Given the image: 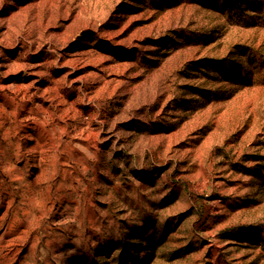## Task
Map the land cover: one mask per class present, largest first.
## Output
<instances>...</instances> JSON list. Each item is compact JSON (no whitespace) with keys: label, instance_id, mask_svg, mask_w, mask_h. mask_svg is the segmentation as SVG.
I'll return each instance as SVG.
<instances>
[{"label":"rangeland","instance_id":"obj_1","mask_svg":"<svg viewBox=\"0 0 264 264\" xmlns=\"http://www.w3.org/2000/svg\"><path fill=\"white\" fill-rule=\"evenodd\" d=\"M0 264H264V0H0Z\"/></svg>","mask_w":264,"mask_h":264}]
</instances>
